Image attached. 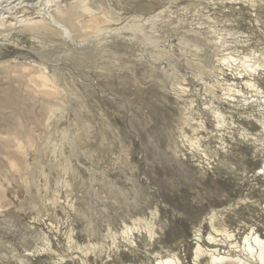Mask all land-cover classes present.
Segmentation results:
<instances>
[{"label": "rangeland", "instance_id": "374dc122", "mask_svg": "<svg viewBox=\"0 0 264 264\" xmlns=\"http://www.w3.org/2000/svg\"><path fill=\"white\" fill-rule=\"evenodd\" d=\"M0 76V264H259L264 0H0Z\"/></svg>", "mask_w": 264, "mask_h": 264}, {"label": "bare ground", "instance_id": "6f19581e", "mask_svg": "<svg viewBox=\"0 0 264 264\" xmlns=\"http://www.w3.org/2000/svg\"><path fill=\"white\" fill-rule=\"evenodd\" d=\"M70 14V13H69ZM69 14H68V16H69ZM71 16H72V14H71ZM66 17V16H65ZM88 19V18H87ZM86 20V19H85ZM75 24H76V22H75ZM7 26V25H6ZM42 70V69H41ZM40 71V70H39ZM18 72V71H17ZM36 73V72H35ZM34 74V73H33ZM28 75V74H27ZM31 74H29V76H30ZM40 77H41V75H39ZM1 77V76H0ZM24 77V76H23ZM2 81V80H1ZM6 81V80H5ZM44 83V82H43ZM26 88V87H25ZM3 89H5V88H3ZM13 90V89H12ZM29 90V89H28ZM10 91V90H9ZM53 91V90H52ZM5 92V91H4ZM39 92V91H38ZM42 92V91H41ZM18 93V92H17ZM40 93V92H39ZM55 93V92H54ZM6 94V93H5ZM20 95H22V94H20ZM40 95V94H39ZM52 95V94H51ZM4 98H6L7 97V95H6V97L5 96H3ZM19 97V96H18ZM15 99V97L13 96V94H9V98L8 99H10V100H12V99ZM7 101H9V100H7ZM12 101H14V100H12ZM5 103V102H4ZM8 103V102H7ZM17 103V102H16ZM1 105V104H0ZM20 105V104H19ZM19 107V106H18ZM21 108V107H20ZM25 137V136H24ZM2 141V140H1ZM18 146V145H17ZM259 173H261V175L264 177V166L263 167H261L260 169H259ZM214 229V228H213ZM215 231H217L218 232V230H216V229H214ZM219 232H225V231H223L222 229H221V231L219 230ZM253 232V231H252ZM211 233V232H210ZM209 233V235H208V237H206V240L204 241L205 242V244H207V245H211V244H215L216 243V241H214V239H213V237H211L210 235H212V234H210ZM214 233V232H213ZM257 233V232H256ZM215 234V233H214ZM250 233L248 232V235H249ZM252 234V233H251ZM250 234V235H251ZM259 235V234H258ZM257 234H255V232L251 235V236H245L244 235V242H242L243 244H245L246 242V240H247V243L246 244H248V245H246L247 246V248H244L243 247V254L246 256V258H252L251 259V261H253V260H255V261H258V263L259 264H264V240H262V235H261V237L260 236H258ZM215 238V237H214ZM226 238H228V237H226ZM264 239V238H263ZM221 240H223V242H225L226 243V240L225 239H222L221 238ZM225 240V241H224ZM248 241H249V243H248ZM200 242V241H199ZM215 242V243H214ZM218 242H220V240L218 241ZM217 242V243H218ZM197 243V242H196ZM216 243V244H217ZM222 243V242H221ZM216 244H215V246H216ZM219 244V243H218ZM227 245H228V243H226ZM198 245V244H197ZM196 245V246H197ZM201 245V244H200ZM220 245V244H219ZM226 245V246H227ZM231 245V244H230ZM235 245V244H234ZM221 246V245H220ZM233 246V245H232ZM219 247V246H218ZM229 247H231V246H229ZM228 246H227V249H230ZM215 248V247H214ZM213 248V249H214ZM216 249V248H215ZM231 249H234L235 250V248H234V246L231 248ZM230 249V250H231ZM193 250H195V255H193V256H195V257H197V259L196 260H198V258H201L203 255H205V254H209V259L207 260L208 262H207V264H213V263H216L217 261H219V263L221 264L222 262H221V258L219 257L220 255L218 254V253H220V252H218L217 254L218 255H215V253H216V250H215V253H214V250H207V249H201L199 246H197L195 249H193ZM229 250V251H230ZM213 251V252H212ZM192 253V252H191ZM223 253V252H222ZM214 254V255H213ZM232 254V253H231ZM234 254V253H233ZM242 254V255H243ZM223 255V254H222ZM243 255V256H244ZM235 256H237V255H235ZM234 256V257H235ZM233 257V258H234ZM238 257V256H237ZM242 256H240V259H242L241 258ZM194 258V257H193ZM192 258V259H193ZM228 258V257H227ZM239 258V257H238ZM245 258V257H244ZM243 258V259H244ZM245 258V259H246ZM254 258V259H253ZM195 259V258H194ZM220 259V260H219ZM236 259V261H238L239 263L242 261H240V260H237V258H235ZM195 260V261H196ZM201 260V259H200ZM215 260H217V261H215ZM225 260H226V258H225ZM230 261L231 260H233L232 258L231 259H229ZM247 260H249V259H247ZM247 260H245V263H240V264H246V261ZM193 261V260H192ZM235 261V260H234ZM235 261V262H236ZM254 261V262H255ZM260 261V262H259ZM226 262L227 261H224L223 260V264L225 263L226 264ZM233 262V261H232ZM242 262H244V261H242ZM218 263V262H217ZM218 263V264H219ZM227 263H229L230 264V262H227ZM234 263V262H233ZM250 263V262H249ZM252 263V262H251ZM250 263V264H251ZM154 264H177V261L174 259V258H167V259H160V258H158L156 261H155V263ZM206 264V263H205ZM234 264H236V263H234ZM247 264H248V262H247ZM256 264H257V262H256Z\"/></svg>", "mask_w": 264, "mask_h": 264}]
</instances>
